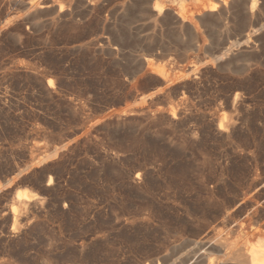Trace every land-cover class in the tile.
I'll list each match as a JSON object with an SVG mask.
<instances>
[{"label":"rangeland","instance_id":"rangeland-1","mask_svg":"<svg viewBox=\"0 0 264 264\" xmlns=\"http://www.w3.org/2000/svg\"><path fill=\"white\" fill-rule=\"evenodd\" d=\"M157 2L0 0V264L264 249V0L196 29Z\"/></svg>","mask_w":264,"mask_h":264},{"label":"bare ground","instance_id":"bare-ground-1","mask_svg":"<svg viewBox=\"0 0 264 264\" xmlns=\"http://www.w3.org/2000/svg\"><path fill=\"white\" fill-rule=\"evenodd\" d=\"M89 1V0H88ZM142 1V0H141ZM147 1H149V0H147ZM187 1V0H186ZM185 0L184 1H180V3H179V6L183 9V7H185V6H187V2H186ZM195 2L196 3H201V0H195ZM130 3V2H129ZM145 3V2H144ZM235 3V2H234ZM142 4V3H141ZM146 4H147V2H146ZM230 4V3H229ZM243 4V3H242ZM242 4H241V6H242ZM244 4L247 6L246 7V10H247V13H245V19H243V20H246V25H247V23H249L251 20H253L254 19V16H255V13H256V10H258V8H257V6H258V0H250V1H248V0H245V2H244ZM42 8L41 9H43V8H45V7H47L49 4L48 3H45V2H42V3H40L39 4ZM51 5V4H50ZM132 5V4H131ZM240 5V4H239ZM39 6V7H40ZM150 6V5H149ZM206 9H207V12L205 13V16L207 17V18H213V17H219V18H222L223 17V15L225 16L226 15V12H227V7H228V0H215V1H213L212 0V2H208L206 5ZM134 7V6H133ZM151 7V6H150ZM149 7V8H150ZM136 8V7H135ZM221 8H223L224 9V12L222 13V14H218V11L221 9ZM243 8V7H242ZM38 9V8H37ZM145 10V9H144ZM151 10H152V7H151ZM153 10L156 12H153V13H155V17L156 18H160V17H162V16H164L165 14H164V12H165V4L163 3V2H161V1H158L157 3H155L154 5H153ZM167 11V10H166ZM221 11H222V9H221ZM168 12V11H167ZM172 12V11H171ZM177 13V12H176ZM238 13V12H237ZM151 14H152V11H151ZM167 14V13H166ZM169 14V13H168ZM173 14H174V12H173ZM145 15V14H144ZM170 15V14H169ZM176 15V14H175ZM243 15V14H242ZM261 15V14H260ZM165 16H167V15H165ZM171 16V15H170ZM169 16V17H170ZM189 16H190V14L188 13V12H185V11H180V12H178V15L176 16V18H177V20H178V23L179 24H177V25H180V27L181 28H183V27H192V28H194V29H196V26H195V24L193 25V23H192V20L189 18ZM149 17V16H148ZM169 17H168V19H169ZM263 17V16H262ZM152 19V18H151ZM164 19H166L165 17H164ZM167 20V19H166ZM172 20H174V19H172ZM165 21V20H164ZM163 21V22H164ZM168 21V20H167ZM155 22V21H154ZM259 22V21H258ZM162 23V22H161ZM171 23V22H170ZM176 23V22H175ZM221 23V22H220ZM264 23V22H263ZM157 24V23H156ZM241 25V24H240ZM243 25V24H242ZM245 25V24H244ZM223 26V25H222ZM248 26H250V25H248ZM252 26V25H251ZM177 28V27H176ZM244 28V27H243ZM247 28V27H246ZM252 28V27H251ZM254 28V27H253ZM253 28H252V31H254L253 30ZM245 29V28H244ZM188 30H189V28H188ZM247 30H249V28H247ZM185 31H187L186 29H185ZM250 31V30H249ZM248 31V32H249ZM252 31H250V32H252ZM256 31V30H255ZM249 32V33H250ZM195 33V32H194ZM253 34H254V32H252ZM260 33H262V32H260ZM246 34V33H245ZM252 34V35H253ZM259 34V33H258ZM238 35V34H237ZM250 35H251V33H250ZM261 36V35H260ZM245 37V36H244ZM250 37H252V36H247L246 35V38H243V39H240V40H238L236 43L238 44V45H241V44H249L250 43ZM254 39V38H253ZM257 39V38H256ZM230 49V48H229ZM232 49V48H231ZM224 55L225 54H223L222 56H220L219 57V59H221V58H223L224 57ZM259 189V188H258ZM261 190V189H260ZM25 194V193H24ZM25 199H27V195H24L22 198H21V196H20V193H19V195H18V200H19V202H22L23 203V201L25 200ZM18 202V201H17ZM22 203H20V204H22ZM237 209V208H236ZM262 210V209H261ZM233 213V212H232ZM226 218H228V217H226ZM229 219V218H228ZM227 219V220H228ZM224 220H226V219H224ZM224 222V221H223ZM226 222V221H225ZM229 222V221H228ZM230 223V222H229ZM259 223V222H258ZM231 224V223H230ZM229 224V225H230ZM226 227V226H225ZM260 228V227H259ZM219 230H221V229H219ZM257 230V229H256ZM260 230V229H259ZM233 232V231H232ZM228 236V235H227ZM253 236V235H252ZM222 238V237H221ZM264 238V237H263ZM225 239V238H224ZM258 239H262V238H258ZM212 240V239H211ZM217 240V239H216ZM260 240H258V241H260ZM263 240V239H262ZM262 240L260 241V242H262ZM162 243V242H161ZM217 243V242H216ZM258 243L256 242V241H254V242H252V243H250V245H248L246 248L245 247H241L242 249L241 250H243V248H244V252L242 251V253L240 254V257L242 258V263L241 262H239V263H241V264H264V249L263 248H258L259 247V245H257ZM206 245V244H205ZM262 245H263V242H262ZM207 246H208V244H207ZM202 248V247H201ZM215 249H218V250H226V248H227V244H226V242L225 241H222V240H220L217 244H216V246L214 247ZM206 249V248H205ZM235 249V248H234ZM238 249H239V247H238ZM210 250V249H209ZM236 250V249H235ZM195 251V250H194ZM212 251V250H211ZM210 251V252H211ZM210 252H208V253H210ZM237 253V252H236ZM176 254V253H175ZM237 255V254H236ZM205 256V255H204ZM200 257V256H199ZM201 258V257H200ZM216 258V257H215ZM219 258V257H218ZM218 258H216V259H218ZM213 259V258H212ZM202 260V259H201ZM214 260V259H213ZM231 260V259H230ZM239 260V259H238ZM195 261V260H194ZM234 261H235V259H234ZM241 261V260H240ZM186 262H187V260H186ZM191 262V261H190ZM226 262H228V260L226 261ZM195 263V262H194ZM215 263V262H214ZM232 263V262H231ZM181 264V263H180ZM229 264V263H228ZM236 264V263H235Z\"/></svg>","mask_w":264,"mask_h":264},{"label":"crops","instance_id":"crops-1","mask_svg":"<svg viewBox=\"0 0 264 264\" xmlns=\"http://www.w3.org/2000/svg\"><path fill=\"white\" fill-rule=\"evenodd\" d=\"M152 1H162L165 4V12L164 14L167 16H177L178 12L180 10V7L176 4H173L171 2H173L174 0H152ZM176 1H184V0H176ZM186 1V0H185ZM210 0H201V3H196L195 0H187V6H188V13L190 14V12H197L199 10L204 9L205 5L209 2ZM168 12H167V11ZM172 11V12H171ZM174 12V14H173ZM177 12V13H176ZM167 13V14H166ZM170 15H169V14ZM176 14V15H175Z\"/></svg>","mask_w":264,"mask_h":264}]
</instances>
